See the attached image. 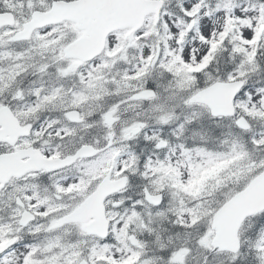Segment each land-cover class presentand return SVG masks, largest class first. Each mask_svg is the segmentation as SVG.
I'll use <instances>...</instances> for the list:
<instances>
[{
	"label": "snow or ice",
	"instance_id": "6c2138e0",
	"mask_svg": "<svg viewBox=\"0 0 264 264\" xmlns=\"http://www.w3.org/2000/svg\"><path fill=\"white\" fill-rule=\"evenodd\" d=\"M0 264H264V0H0Z\"/></svg>",
	"mask_w": 264,
	"mask_h": 264
}]
</instances>
